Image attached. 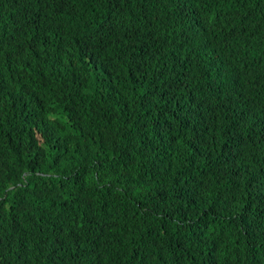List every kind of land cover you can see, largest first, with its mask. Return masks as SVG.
<instances>
[{
  "label": "trees",
  "instance_id": "1",
  "mask_svg": "<svg viewBox=\"0 0 264 264\" xmlns=\"http://www.w3.org/2000/svg\"><path fill=\"white\" fill-rule=\"evenodd\" d=\"M0 264H264V0H0Z\"/></svg>",
  "mask_w": 264,
  "mask_h": 264
},
{
  "label": "clouds",
  "instance_id": "2",
  "mask_svg": "<svg viewBox=\"0 0 264 264\" xmlns=\"http://www.w3.org/2000/svg\"><path fill=\"white\" fill-rule=\"evenodd\" d=\"M233 59H237L238 61H239V63H240V75H239V79H240V76H241V74L246 70V68H247V63H245L242 59H241V57L240 56H236V57H234ZM243 83V82H242ZM206 98V97H205ZM204 98V99H205Z\"/></svg>",
  "mask_w": 264,
  "mask_h": 264
}]
</instances>
